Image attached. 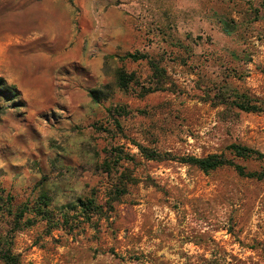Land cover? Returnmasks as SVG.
Returning <instances> with one entry per match:
<instances>
[{
  "label": "rangeland",
  "instance_id": "1",
  "mask_svg": "<svg viewBox=\"0 0 264 264\" xmlns=\"http://www.w3.org/2000/svg\"><path fill=\"white\" fill-rule=\"evenodd\" d=\"M0 78L1 186L61 218L15 233L20 264H264V180L184 161L264 152V112L235 105L264 102L263 0H0Z\"/></svg>",
  "mask_w": 264,
  "mask_h": 264
},
{
  "label": "trees",
  "instance_id": "2",
  "mask_svg": "<svg viewBox=\"0 0 264 264\" xmlns=\"http://www.w3.org/2000/svg\"><path fill=\"white\" fill-rule=\"evenodd\" d=\"M221 21L225 31L231 33L232 28L229 21L226 18H222ZM125 57L136 61L144 56L137 53H129ZM115 79L117 86L123 90H128L131 83H136L138 80L135 72L128 73L124 69H120L116 72ZM0 91H10L11 93H14V87L6 86L4 80L0 78ZM147 91L151 92L154 90ZM107 93L105 87L103 89H94L90 92L91 97L96 102L105 99ZM263 103L255 101L245 93H238L235 100L236 107L246 112H264ZM140 147L143 154L148 159H162L159 152L142 146ZM229 148L233 154L232 158H227L220 154H209L202 157L191 156L185 158L184 161L196 165L205 173H210L219 168L229 166L242 177L264 180V168L259 171H249L246 166L238 162V159L264 161V152L243 144H232ZM116 191L118 195H121L126 192V188L122 187L116 189ZM13 201V196L10 193H6L5 188H3L0 183V261L5 262L6 264H20L12 247L13 239L17 231H21L25 227L34 225L39 220H46L50 225H57L61 222V218H57L55 215V209L51 208L50 198L46 194H42L40 199L35 203L36 205L32 207L27 204L15 207ZM102 209L103 207L99 205L95 198H88L69 205L68 211L62 210L60 211V214L62 219H65V222H68L71 217L69 211H76V215H81L88 219L92 214L101 213ZM30 213H32V217L27 216Z\"/></svg>",
  "mask_w": 264,
  "mask_h": 264
}]
</instances>
